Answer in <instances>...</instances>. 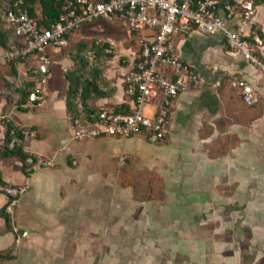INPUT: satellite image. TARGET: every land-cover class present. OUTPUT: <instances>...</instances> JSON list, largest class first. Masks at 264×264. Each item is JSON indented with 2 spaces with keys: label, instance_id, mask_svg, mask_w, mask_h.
I'll use <instances>...</instances> for the list:
<instances>
[{
  "label": "rangeland",
  "instance_id": "1",
  "mask_svg": "<svg viewBox=\"0 0 264 264\" xmlns=\"http://www.w3.org/2000/svg\"><path fill=\"white\" fill-rule=\"evenodd\" d=\"M127 35L125 30L103 23L84 27L73 34L67 46L53 53L51 77H59L61 87L65 88V72L75 68L72 56L78 52L86 57L87 50L79 51L80 45L85 44L87 49L96 41L112 42L115 56L110 66L114 67L117 55L128 46ZM128 40L135 46L134 40ZM124 58L122 55L118 58L120 67L124 66ZM59 59L64 60L63 64L56 63ZM103 63L108 67V61ZM31 65V60L25 64L26 78L31 77ZM49 78L43 93L44 98L49 95L45 98L47 106L52 96L46 92ZM9 80L19 83L20 87L27 82L14 78L9 66V73H0V90H5L4 95L10 94L11 87L4 85ZM35 113L29 111L22 116L31 114L32 117ZM52 124L48 122L50 128ZM49 127H44L45 137L56 145L55 139L59 136L55 138ZM256 137L257 141L248 151H234L239 157L232 158L235 166L232 174L230 169L229 181L216 187L193 184L194 188L203 187L206 198L170 197L175 195L171 185L156 182L144 166L123 156L124 163L119 164L120 157L117 158L110 178L103 179L102 171L95 167L93 182L73 184L67 189L69 193L61 188V196L71 197L64 210H57L56 200L52 202L55 208L43 204L37 209L29 207L33 214L20 222L16 204L9 212L12 232L5 231L4 221L0 219V235L10 233L12 238L10 245L2 248L1 244L7 240L0 237V249L9 251L11 256L0 264H264V135ZM234 143L226 137L225 155ZM59 169L55 170L56 179L62 183L63 171ZM11 176L17 178L19 171L15 170ZM178 190V195L195 194ZM64 211L67 214L63 215ZM57 219L65 229L56 227ZM75 256L79 257L76 262Z\"/></svg>",
  "mask_w": 264,
  "mask_h": 264
},
{
  "label": "crops",
  "instance_id": "2",
  "mask_svg": "<svg viewBox=\"0 0 264 264\" xmlns=\"http://www.w3.org/2000/svg\"><path fill=\"white\" fill-rule=\"evenodd\" d=\"M36 14L39 16V11H36ZM256 21L262 39L259 53L264 57V0H260L258 3ZM236 22L237 18L229 23L233 25ZM101 23L103 22L94 24ZM106 25L118 29L115 25ZM127 36L128 39L134 40L135 46H131V41L127 39L128 46L119 52L121 54L117 55L114 67L110 66V61L115 56L113 53L114 56L108 61V67L104 72V77L108 80L107 88L111 91L106 97L90 99L87 104L92 109L119 108L125 99L123 79L138 50L140 39L136 35ZM108 42L111 41L108 40ZM176 43L183 61L207 81L211 82L219 75L241 76L257 88L260 97L259 103L254 106H246L241 100L239 91L226 85L220 88L202 85L181 93L174 99L167 124L168 134L162 142L150 143L142 135L129 138L102 136L75 141L71 134L70 119L65 105L66 86L65 88L61 87L62 83L59 77H51V69L49 72L50 83L46 88V92L52 94L50 104L47 106L45 98L49 95H45L43 102L35 110L33 118L30 116L31 114L26 118L22 116L23 113L27 114L29 111H21L16 106L20 96L19 83L9 80L6 85L4 82L6 87H11L9 92L12 95L8 96L10 95L8 93L4 95L5 90H0V115H6L7 121H13L17 127H33L32 131L36 133V136L24 140V150L29 154L39 155L54 162L52 167L35 169L29 176H26L21 171V163L18 159L3 158L0 160V174L4 182L29 186L28 191L17 202L16 211L20 222H23V217L30 216L32 212L29 211L32 208L37 209L40 205L55 208V205L52 204L55 200L58 204L57 210H64V206L68 205L70 202L68 199L71 197L68 194H66L68 198L61 196V188L69 193L67 189H70L73 184L93 182L92 173L95 167L100 168L103 179L107 178L111 171L116 169L117 158L123 156L133 159L136 165L144 166L154 176L156 182L171 185L175 195L169 196L173 198H206L207 194L202 190L203 187L194 188L193 184H210V186L216 187L218 184L230 180L232 168L235 166L232 158L239 157V155H235L234 151H248L252 143L257 141L256 136L264 135V78L259 70L247 60L235 52L228 51L219 34L203 35L191 32L178 38ZM111 47L113 49V45ZM58 51H50L51 58ZM1 52L2 50H0V57ZM120 55L125 56L122 60L124 63L122 67L118 65ZM63 61V59H59L56 63L60 65V63L63 64ZM0 70V73H9V66L1 59ZM15 70L14 78L27 81L25 63L16 65ZM7 101H10V104ZM62 114L64 117H61ZM48 122L51 124L54 122L51 128ZM44 127H49L55 138L59 136L55 139L57 140L56 145L53 144V140L46 139ZM3 134V122H0V143ZM226 137L229 138V142L234 141L235 143L227 149L228 154L225 155L223 144ZM32 141L34 143L31 147ZM8 159L12 161H8ZM106 165L107 167L104 168ZM60 167L63 171L62 183L61 181L58 183L55 172V170L59 171ZM15 170L19 171L17 178L11 176ZM252 173H250L251 177ZM234 180L236 181V179ZM181 183L184 186L179 188L178 184ZM185 184H189V187ZM207 188L209 189V187ZM178 189L194 191L195 194L178 195ZM216 192L218 193L217 190ZM52 194L55 196L49 199ZM6 200V196L2 194L0 208L6 203ZM66 211L62 214H67ZM56 223L58 229L66 228L62 222H59V219L56 220ZM9 234L0 235L7 240L1 244L2 248L12 242ZM74 258L75 262L79 260L77 256Z\"/></svg>",
  "mask_w": 264,
  "mask_h": 264
},
{
  "label": "built area",
  "instance_id": "3",
  "mask_svg": "<svg viewBox=\"0 0 264 264\" xmlns=\"http://www.w3.org/2000/svg\"><path fill=\"white\" fill-rule=\"evenodd\" d=\"M259 1L67 0L58 19L48 26H41L37 18L19 6V0L5 12L4 24L21 39V44L2 50L0 59L3 62L13 58L33 61L31 73L38 83L36 81L21 106L33 108L44 100L45 84L53 64L50 51L67 46L68 36L72 33L103 22L125 30L130 36H139L138 50L123 79L125 99L122 105L117 110L100 108L91 121L74 117L70 119V130L75 140L142 135L148 142L157 144L167 137L171 106L181 93L202 85L214 88L226 85L239 91L246 106L259 103L257 88L241 76L219 75L213 81H207L183 61L176 43L178 38L191 32L219 34L228 51L239 54L264 78V57L259 53L262 39L256 21ZM235 18L237 22L231 25L229 22ZM105 52L109 53L110 49L106 48ZM75 102L77 108L82 109L79 96ZM0 119L4 122L8 117L0 115ZM23 135L27 140L34 138L36 133L29 130ZM25 163L27 170L53 165L52 160L34 154H29ZM123 163L124 157H120L119 164ZM28 189L27 184L0 185V193L7 198L8 212Z\"/></svg>",
  "mask_w": 264,
  "mask_h": 264
},
{
  "label": "trees",
  "instance_id": "4",
  "mask_svg": "<svg viewBox=\"0 0 264 264\" xmlns=\"http://www.w3.org/2000/svg\"><path fill=\"white\" fill-rule=\"evenodd\" d=\"M18 1L19 0H0V50L9 49L12 45L21 44V39L17 37L12 30L6 29L4 24L5 12L9 8H11L15 2ZM66 1L67 0H21V4L19 6L27 10L28 14L31 17L37 18L39 25L48 26L52 21L58 19L60 13L62 12V6ZM5 4L7 5L5 6ZM36 11H39V16H37ZM83 28L84 27H82L81 29ZM117 28L121 29L119 27ZM73 34L75 33H72L70 36H68V40L72 38ZM106 48L110 49L109 53L105 52ZM83 50H87V58L77 52V54L73 55L71 58L73 61V65H75V68L67 70L65 72L64 77L66 79V89L64 98L69 119H72L74 117H82L84 120L91 121L92 116L94 117L99 109H92L87 104V102L90 99L102 98L109 95L111 90L107 88L108 80H106L104 77V72L107 66L103 62L109 61L114 56V54L111 44L108 41L99 44L91 42L90 46L87 49L85 44H81L79 47V51ZM90 56H93L92 60H90ZM26 62L27 60L24 59L13 58L9 62L5 63L10 66L13 74H15L16 65H18L19 63L26 64ZM31 68L32 67L30 66V72ZM30 74L31 77L27 78V82L23 84V87L18 88L20 96L19 101L16 103V106L18 109L24 112L35 111L40 106L38 104L33 108L21 107L22 104L27 101L28 94L34 89L36 85V79H34L32 73ZM77 96H79V101L82 103V109L80 110L77 108V104L75 102ZM111 109L117 110L118 108ZM3 127L4 134L0 143V160L3 158L18 159V161L21 163V171L24 173V175L29 176L30 173L33 172V170H27V165L25 163V159L29 155V153L24 150L23 133L24 131L33 130L34 128L17 127V125H15V123L11 120L3 122ZM10 143H13L12 147L9 146ZM0 185L12 184H7L6 182H4L0 174ZM6 206L7 203H5L0 208V218H2L4 221L5 231L12 232L11 215L7 211ZM8 259H11L9 251L1 250L0 261Z\"/></svg>",
  "mask_w": 264,
  "mask_h": 264
}]
</instances>
